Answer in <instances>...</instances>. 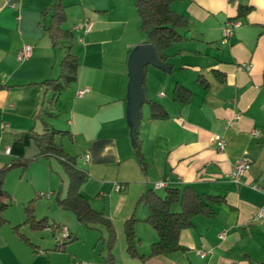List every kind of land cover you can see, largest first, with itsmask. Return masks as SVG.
<instances>
[{"label":"crops","instance_id":"0c3cea01","mask_svg":"<svg viewBox=\"0 0 264 264\" xmlns=\"http://www.w3.org/2000/svg\"><path fill=\"white\" fill-rule=\"evenodd\" d=\"M55 1L0 0V169L13 162L29 159V166L48 158L53 170L55 154L35 159L41 154L36 137L49 131V116L64 111L66 128L56 130L69 133L57 138L67 137L79 152L72 156L77 157V167L88 174L81 192L112 222L118 247L115 243L111 252L118 264L263 262L264 217L258 214L264 206V0L171 3L187 24L179 29L181 40L165 50L169 70L153 65L145 68L147 102L141 105L139 121L145 168L136 156L133 134L130 58L138 46L149 41L139 30L135 3L72 1L81 11L80 24H94L89 31L71 27L78 44H64L59 50L47 31L52 13H44ZM231 20L240 24L224 43L223 28ZM27 44L33 53L21 60L19 53ZM69 49L79 59L78 78L52 101V89L42 82L59 78L61 58ZM181 86L190 93L176 99L175 90ZM84 88L89 91L79 96ZM150 102L161 104L167 116L153 118ZM213 134L227 141L225 150L210 143ZM64 145L61 147L66 153ZM244 154L251 160V168L237 184L231 173ZM19 169L22 194L28 189L22 166L7 171L4 188L11 204L3 214L6 221L0 224V264H103L108 251L106 226L101 225L105 230H82L80 225L85 224L73 211L64 209L67 214L63 217L52 216L54 204L39 200L38 195L29 199L33 204L36 200V219L51 215L53 232L66 227L69 238L60 231L61 239L46 238L38 228L25 223V211L17 218L13 215L14 192L9 184ZM161 181L171 187L191 186L200 195L218 196L222 202L212 206L215 215H198L193 226L181 232L180 244L186 250L149 256L158 233L147 222V205L139 200ZM118 183L125 184L126 189L117 191ZM46 188L53 189L52 182ZM165 189L156 191L164 195ZM25 201L27 205L29 201ZM131 217L137 219L136 245L144 259L127 252L125 222ZM18 225L23 236L14 230ZM63 243L64 249H59Z\"/></svg>","mask_w":264,"mask_h":264},{"label":"trees","instance_id":"16d2710c","mask_svg":"<svg viewBox=\"0 0 264 264\" xmlns=\"http://www.w3.org/2000/svg\"><path fill=\"white\" fill-rule=\"evenodd\" d=\"M175 0H135V7L141 19V28L145 32L149 43L153 44L161 61L166 62L165 50L174 42L180 41L182 35L180 28L186 26V18L176 12L171 3ZM52 13L51 23L47 27V31L52 40L53 46H64L67 41L73 40V30L63 27L67 20L65 6L63 0H56L44 13ZM70 48V46L68 47ZM78 57L67 50L60 61V76L59 78H50L42 82L49 86L54 96L52 101L58 98L62 90L69 87L78 78L79 73ZM1 88V87H0ZM190 91L183 86L177 87L175 90V98L183 99L188 96ZM147 102V100L145 101ZM153 118H163L167 116L164 107L156 102H150ZM140 121V117H139ZM69 133L68 131L50 129L41 135V138L36 137L37 144L41 149V154L35 157L40 158L43 154H55L60 158L64 168L69 176L70 183L64 197L59 198V204L66 210L73 211L78 220L89 227L104 225L107 227L109 236L107 239L108 251L103 259V264H118L112 254V249L116 243L117 234L112 222L105 217L102 211H99L91 205L88 198L82 192L81 187L87 180L88 174L77 167V157L70 156L65 153L61 146L55 142V135ZM52 134V136H50ZM43 137V138H42ZM136 144V156L143 168H145V157L140 148L139 125L134 133ZM29 159L24 162H13L9 166L0 169V224H3L6 219L4 212L11 204V196L4 188V179L7 171L16 167L22 166L24 169L29 163ZM164 195H160L156 189H150L144 194L139 202H143L149 209L147 222L156 229L158 240L151 245L149 256L172 253L176 251L186 250L180 244V234L184 229L193 226L194 217L206 214L209 216L215 215L216 211L212 207L222 202L221 198L214 195H200L191 186H167L165 187ZM178 206V207H177ZM26 220L34 228L42 227L47 218L36 219L34 214L33 200L29 201L25 206ZM137 219L131 217L125 222V234L127 240V252L132 257L145 258L141 254L136 245L135 223ZM20 225L15 226L14 230L21 236ZM70 235L68 236V238ZM67 238V237H65ZM63 243L59 249H64ZM255 264H264L258 262Z\"/></svg>","mask_w":264,"mask_h":264},{"label":"rangeland","instance_id":"374dc122","mask_svg":"<svg viewBox=\"0 0 264 264\" xmlns=\"http://www.w3.org/2000/svg\"><path fill=\"white\" fill-rule=\"evenodd\" d=\"M70 1H71V4H67L66 0H64V4L66 5L65 12L68 14V18H67L64 26L67 29H70L74 25H76V26L80 25L79 15H80L81 11H80L79 7L74 2H72L75 0H70ZM134 3H135V0H133V4ZM135 12H136V7H135ZM136 17L138 20L137 14H136ZM140 26H141V20L139 17V28H140ZM139 30L143 31L142 28ZM72 43L78 44L76 33L74 34L73 40L67 41V43H65V44L72 45ZM59 50H61L60 46H59ZM57 114H58V116H49L47 118L49 130L50 129L51 130L52 129H58V128H66L67 117H66L64 111H63V113H61L59 111ZM50 136H52V134H50ZM55 141L59 144V146H62V143H64L65 144L64 149H65L66 153L67 152L70 153L71 156L72 155L76 156V154L79 153V152L76 153L75 150L71 147L70 142H69L67 137H65L63 140H61L60 137L57 138V135H55ZM43 159H46V160L45 161L44 160L34 161L31 164H29V166H27V168L25 169V171L23 173V175H24L23 179L25 181L26 188L28 187V189H29V190L27 189L28 191L27 190L25 191L26 193L22 194L20 184L18 183L20 180V176H21L20 175L21 169H19L17 171V173L16 172L14 173L15 176L10 181L9 189L10 190L12 189L14 192V196H13L14 200H13L12 206L10 208V211L13 213V215L16 218L18 216H21L25 211V205L26 204H24V202H23V201H25L24 199L26 198L25 203H27L29 201V199H31L32 197H36L37 195H38L39 200L41 198H43V200L46 203L51 202V204H54L53 209L51 211L52 216L55 215L56 217L59 218V217H63L64 214H67L66 211H64V208L63 209L60 208V204L58 202V197H62V196L64 197L65 196L67 189H68V186H69V183H70L69 176H68L60 158L58 159L57 156L52 157L53 165H54V166H52V167H54L53 170L52 169L50 170L49 159L48 158H43ZM78 161L81 165L84 164V162H82V160L80 158ZM50 182H52V185L54 186L53 189L46 188V185H49ZM159 189H161V188H159ZM160 192H162V191H160ZM42 193H45L46 195L42 196ZM35 201H34V204H35ZM36 205H37V202H36ZM45 207H46V205H45ZM36 208H37V206H36ZM42 211H43V207H42ZM52 216L50 215L49 218L47 219L48 223H47V221L45 223L47 225L46 228L41 227V228H38L37 231H38V233H41V235H46V238H54L57 236V237H59V239H61L62 237H61L59 230L57 229V231L54 233L53 230L50 228V226L53 227ZM80 226H82L81 227L82 230H83V228H89V226L87 227V225H80ZM30 227H32L31 224L29 225V228ZM60 228L61 227H59V229ZM94 228H96V229L99 228L100 230H105V228L101 227V225L96 226ZM75 229H77V228H75ZM82 233L85 234L84 231H82ZM100 243H102V240L100 241ZM116 247H118V240L116 242Z\"/></svg>","mask_w":264,"mask_h":264},{"label":"built area","instance_id":"2783aa9c","mask_svg":"<svg viewBox=\"0 0 264 264\" xmlns=\"http://www.w3.org/2000/svg\"><path fill=\"white\" fill-rule=\"evenodd\" d=\"M93 22L92 21H88L84 24H80L79 27H84L86 31H89L92 29L93 27ZM240 23L238 21L235 20H231L229 22H227V24H225L224 28H223V42L227 43L229 41V38L232 36L233 34V30L234 28H236ZM33 53V47L29 44L24 45L22 50L19 53V59H26L28 57H30ZM247 67H250V65H247ZM89 89L88 88H84L82 90H80L78 92L79 96H83L86 92H88ZM210 143L215 145L219 150H225L226 146H227V141L221 137L220 135L217 134H213L210 140ZM6 153L9 152V149L5 150ZM87 158H89V156L87 155ZM251 168V160L249 159V157L247 156V154H244L243 157L239 158L235 165H234V169L231 173V177L232 180L239 184L241 182V178L242 176H244L249 169ZM168 186V182L167 181H161V182H157L155 184V189H159V188H163ZM255 188H259L258 186H255ZM126 189V185L125 184H116V190L117 191H124ZM46 195L45 193H42V196ZM259 217H264V206L263 208H261V210L259 211ZM59 231L62 233L63 237H68L69 236V231L66 227H61L59 229ZM225 233L220 234L221 237H224ZM202 255L204 256L205 253L202 252Z\"/></svg>","mask_w":264,"mask_h":264},{"label":"water","instance_id":"95a60500","mask_svg":"<svg viewBox=\"0 0 264 264\" xmlns=\"http://www.w3.org/2000/svg\"><path fill=\"white\" fill-rule=\"evenodd\" d=\"M153 65L165 70H169L163 61L160 60L157 51L153 44L145 43L138 46L132 53L130 58L131 66V100L130 109L131 116L134 122V132L139 125V117L141 114V105L147 100L143 87L146 66Z\"/></svg>","mask_w":264,"mask_h":264}]
</instances>
